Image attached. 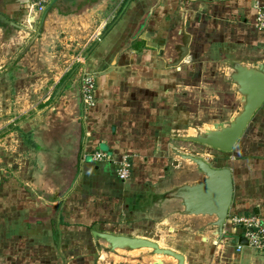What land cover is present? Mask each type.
I'll use <instances>...</instances> for the list:
<instances>
[{
	"label": "crops",
	"instance_id": "crops-1",
	"mask_svg": "<svg viewBox=\"0 0 264 264\" xmlns=\"http://www.w3.org/2000/svg\"><path fill=\"white\" fill-rule=\"evenodd\" d=\"M26 2L0 0L1 14L34 31L30 35L0 22V132L11 123L19 125L20 96L10 91L22 89L21 50L33 51L40 20L49 35L56 23H80L78 28L93 33L104 20L112 22L115 12L120 17L84 65L95 78L96 96L93 105L85 106L84 159L74 190L54 204L37 192H52V181L35 182L31 188L29 179L0 167V264H156L150 256L107 257L92 231L124 234L113 229L138 214L149 217L155 209L167 212L172 222L182 219L174 204L160 200L163 191L199 175L178 157L193 154L183 151L187 147L182 142L192 141L182 136L222 121L228 105L223 86L207 77L206 67L218 58L237 57L248 65L264 61V31L256 27L264 0H50L35 19L28 18ZM186 37L188 54L174 65ZM225 84L238 107L241 97L235 86L227 78ZM71 104L63 110L68 112ZM66 113L55 117L57 123L47 119L31 132L32 145L41 144L49 158L67 147L71 119ZM96 151L110 153L115 162L89 160ZM193 155L215 163L204 154ZM124 156L133 164L126 181L118 177L116 163ZM217 164L233 170L231 216H264V105L234 152ZM226 234L231 237L227 247L237 249L243 229L229 221ZM181 253L186 264H264V252L249 245L232 257L210 261L189 263L188 254Z\"/></svg>",
	"mask_w": 264,
	"mask_h": 264
},
{
	"label": "rangeland",
	"instance_id": "rangeland-1",
	"mask_svg": "<svg viewBox=\"0 0 264 264\" xmlns=\"http://www.w3.org/2000/svg\"><path fill=\"white\" fill-rule=\"evenodd\" d=\"M119 17V12H115V18L104 30L102 38ZM78 25L80 23L71 24L68 21L67 24L56 23L47 35L44 24L40 20L36 28L39 38L34 42L33 51L25 46L21 50L22 73L20 79L22 80V89L10 91L15 92L16 96L18 94L20 96L21 114H18L20 115L17 120L19 125L11 123L0 132V167L5 168L9 173L16 172L23 181L29 179L30 187L35 182L40 184L49 179L50 172L52 174L56 169L54 159L57 160L60 155V153L51 154V158L43 155L41 151L46 149L41 144L35 146L30 142L31 132L44 125L47 119L50 122L55 121L53 124L57 123L55 117L61 118L67 112L63 110V107L67 106L66 104L69 102L74 104L76 97L74 99L73 95H77L74 81L80 69L82 67L85 69L87 57L92 54L95 46L99 43V41L90 40L94 32L87 31L86 27L78 28ZM237 59V57H233L228 61H226L227 59L223 61L218 58L216 61H212V65L206 67L207 77L216 81L219 86H223V89L220 90L225 93L223 99L228 105L225 107V113L222 114L221 118H224L222 120L228 121L237 109V101L235 103V100L231 98L229 85L225 84V75L231 70L229 61ZM31 84L36 86L32 85L31 87ZM10 115L14 116L15 114L10 113ZM186 143L188 142H182L183 146L187 147L183 151L204 154L205 157L215 161V166H218L217 160L229 157L233 153L228 155L203 144L192 142L189 143L190 145H186ZM89 160H91L90 157ZM167 216H169L167 212L155 209L149 217L138 214L135 219L125 220L113 230L128 236L149 238L159 243L161 247L185 252L189 256V263L196 258L209 259L208 261H210L213 258L232 257L234 251H240L238 247L237 249L228 248V241H216L214 236L208 232L207 220L182 218L172 222ZM198 221L203 222L199 225ZM199 228H202L203 231H199ZM149 252L150 250L137 251L129 256L145 258L149 256ZM111 257L118 259L115 256ZM161 258L165 264H175V260L172 258ZM150 259L152 262L157 257Z\"/></svg>",
	"mask_w": 264,
	"mask_h": 264
},
{
	"label": "water",
	"instance_id": "water-1",
	"mask_svg": "<svg viewBox=\"0 0 264 264\" xmlns=\"http://www.w3.org/2000/svg\"><path fill=\"white\" fill-rule=\"evenodd\" d=\"M0 22L7 27H14L18 31H24L34 35V31L28 29L0 13ZM37 36L32 43L37 40ZM188 41L186 37L179 59L174 63L178 65L188 54ZM230 62L231 70L226 73L225 79L232 83L234 91L241 97L240 104L233 112L231 118L212 124L210 127L195 128L192 135L182 136L183 140L203 144L221 151L224 154L234 152L238 141L244 135L255 113L264 105V61L253 65L240 60ZM228 62V63H229ZM82 67L75 79L77 95H73L75 102L70 105L67 117L71 123L66 131L64 142L67 147L60 150L56 162V169L50 172L49 180L52 181V192L38 188L37 192L51 203H59L64 200L76 187L82 172V163L85 151V104L81 89V79L84 73ZM56 148V147H55ZM178 157L194 165L199 173L197 179L182 182L173 188L161 193L162 202L174 204L177 214L181 218H195L207 220L211 233L217 241H230L226 234V227L231 216V206L234 198V176L229 165L215 167L202 157L178 153ZM54 162V163H55ZM178 164V163H177ZM49 165V163H48ZM50 169V167H48ZM47 180V179H46ZM203 221H200L202 223ZM203 231L202 228L198 229ZM201 233V232H200ZM92 235L101 253L107 257H129L131 253L150 250L151 257H157L156 264H165L161 258H172L175 264H186V256L171 248L161 247L159 243L145 237H134L111 232L94 230ZM239 245H249L245 236L238 240Z\"/></svg>",
	"mask_w": 264,
	"mask_h": 264
},
{
	"label": "built area",
	"instance_id": "built-area-1",
	"mask_svg": "<svg viewBox=\"0 0 264 264\" xmlns=\"http://www.w3.org/2000/svg\"><path fill=\"white\" fill-rule=\"evenodd\" d=\"M49 2L50 0H27L25 9L27 11L28 18H37L39 14L46 10ZM109 23L110 21L108 19L104 20L94 31L90 40L101 41L103 32L107 28ZM256 27L264 31V8H259L258 10ZM80 84L85 106L93 105L96 96V81L94 76H92L90 73H86L84 70ZM89 157L92 161H114L110 153L103 151H96L94 153H91ZM116 163L118 177L122 181L128 180L131 176L133 166L130 158L128 156H124ZM229 221L233 225L239 226L243 229V236L248 239L249 246L257 251L264 252V216L255 213H251L248 215L235 214L229 217ZM238 248H243V245H238Z\"/></svg>",
	"mask_w": 264,
	"mask_h": 264
},
{
	"label": "trees",
	"instance_id": "trees-1",
	"mask_svg": "<svg viewBox=\"0 0 264 264\" xmlns=\"http://www.w3.org/2000/svg\"><path fill=\"white\" fill-rule=\"evenodd\" d=\"M62 80V79H61ZM231 225H233L231 222H230Z\"/></svg>",
	"mask_w": 264,
	"mask_h": 264
}]
</instances>
